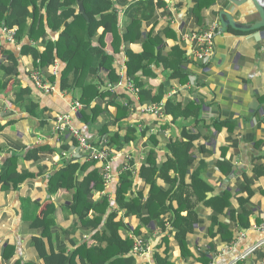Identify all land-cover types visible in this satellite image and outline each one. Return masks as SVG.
<instances>
[{"label":"crops","instance_id":"0c3cea01","mask_svg":"<svg viewBox=\"0 0 264 264\" xmlns=\"http://www.w3.org/2000/svg\"><path fill=\"white\" fill-rule=\"evenodd\" d=\"M156 1L112 0V9L120 35L129 18L141 21L143 37L128 46L130 52L141 54L144 38L151 34L159 39L155 54L170 56L167 72L153 62L149 74L136 73L146 86L164 93L158 114L145 111L149 105H141L130 90L133 80L127 75L126 47L121 45L115 51L110 34L104 40L105 50L113 58L118 80L111 84L104 69L88 75L94 83L99 79L98 88L108 94L92 102V107L99 104L106 110L94 120L89 112L86 116L81 109H73L79 102L78 88L61 90L67 64L56 50L54 64L39 71L43 88L32 78L37 71L32 56L22 51L29 45L42 52L43 44L56 42L67 14H47L45 7H38L43 34L35 41L28 38L34 23L30 16L21 44L9 42L0 27V264H46L41 251L47 256L64 255L66 264H85L81 259L85 254L78 248L97 244L98 229L81 227L79 216L68 208L73 191H53L55 187L50 185L51 176L68 163L78 164L75 182L94 168L100 173V164L94 163L79 175L81 166L91 161L83 159L70 134L55 132L57 115L68 116L71 126L92 145L101 141L103 128L109 135H121V143L110 148L111 178L93 199L106 195L111 202L100 228H105L109 213L116 212L115 221L121 220L119 236L147 247L144 254L135 255L132 245L135 264H157V259L166 255L171 264H264V245L256 247L264 240V27L243 31L227 27L224 32L219 28L213 40V57L204 65L196 64L188 59L196 48L190 37L213 22L219 24L221 12L247 28L259 19L252 3L236 6L230 0H160L162 5L157 6ZM74 10L77 13L78 7ZM29 11L34 8L29 7ZM67 19L71 21L72 16ZM102 32L103 26L92 38V46H99ZM7 53L15 61L7 60ZM2 68L10 70L6 73ZM111 100L128 111L116 124V109L105 105ZM128 128L136 134L133 140L125 141ZM143 130L145 134H141ZM183 131L195 138L191 146H187ZM150 151L156 154L158 168L171 161L177 170L155 175L160 189L171 190L166 178L176 179V187L181 180L190 186L192 179H198L207 188L204 200L188 190L166 202L181 210L179 232L173 226L167 229L168 221L161 230L154 220L145 223L146 215L124 216L116 202L119 178L126 167L132 171L133 183L127 195L140 193L146 201L150 184L145 182V163ZM25 173L28 176L18 184L9 181L13 174ZM168 218L167 213L163 219ZM220 227L228 228L234 240L228 241V234L221 233ZM106 234L111 233L106 230ZM105 245L103 241L101 246Z\"/></svg>","mask_w":264,"mask_h":264},{"label":"trees","instance_id":"16d2710c","mask_svg":"<svg viewBox=\"0 0 264 264\" xmlns=\"http://www.w3.org/2000/svg\"><path fill=\"white\" fill-rule=\"evenodd\" d=\"M0 0V27L5 28L15 33L16 44H21L27 33V19L30 16L34 17V23L29 29L28 38L30 40H37L42 33V20H37L38 7L46 8L47 14L57 13L60 15L72 16V20H68L65 17L61 22L64 23L63 30L59 34L56 42H47L45 49L39 52L37 48L24 45L22 47L23 54L31 55L35 64V69L39 72L50 65L54 64L55 58L53 51L56 50L58 57H63L64 62L67 64L61 78V90L72 91L76 88L80 91L79 103L82 105V112L87 115V112L91 114L92 119H96L98 115L106 113L105 109H102L99 104L92 107V102L97 98H104L106 91H100L98 83H94L88 79V75L97 74L101 69L107 71L108 81L112 84L115 83L118 78L115 75V71L112 68L113 58L105 50L104 40L106 35H111L110 44L113 45L114 50L117 51L121 45L126 47L127 55V75L133 80V86L136 90L137 98L141 105H158L161 104L164 93L162 91H156L154 87L148 84L146 86L142 81L136 77V73L141 71L142 74H149L148 68L153 62L157 65H161L163 72L170 70V56L164 57L160 53L155 54V49L158 47L159 39L153 36L147 35L144 38L141 54H133L128 49V46L134 42L140 41L143 37L141 32L140 19L131 17L127 22L125 32L120 35L117 25V14L112 9V0H78L83 2L86 17L80 13H75L76 0ZM198 2V0H196ZM38 2L41 5L38 6ZM157 6L162 5V1H156ZM33 7L34 11L30 12L29 7ZM198 6L197 9H199ZM64 9V11H61ZM102 17V18H101ZM99 18V19H97ZM103 26V32L99 36V46H92V38L97 32L98 28ZM40 31V32H39ZM7 60L15 61L10 53L6 54ZM180 65V64H179ZM6 73L10 69L2 68ZM177 73L179 72L177 68ZM40 73V72H39ZM175 73L172 75L174 76ZM72 77H74L72 79ZM172 78V77H171ZM101 81V80H100ZM102 82V81H101ZM170 104V102H169ZM168 104V105H169ZM106 105L114 106L117 114L114 117L115 124L125 118L128 114L126 107L118 106L112 100ZM102 137L100 140H108L107 148L110 149L113 145H119L121 143V135L118 133L109 135L107 129L103 128ZM136 130L128 128L126 131L125 141L133 140L135 138ZM145 134V130L141 132ZM183 138L187 142V146H191L194 137L186 135L182 132ZM99 140V141H100ZM93 144V143H92ZM99 144V143H98ZM96 144V145H98ZM95 145V144H94ZM189 161V160H188ZM95 162L85 163L79 170V175H83L87 168ZM77 163H68L62 167L56 174L51 176L50 185L55 187L53 191L60 188H66L73 191V201L68 206L71 213L79 216L81 227H92L98 229L95 239L97 244L86 248V244L78 248L79 252H83L85 255H81V259L85 264H135L133 256L130 254V250L133 245V240L129 238L122 239L119 236L118 228L121 226V220L115 221L117 217L116 212H110L105 220L104 227L100 228L107 210L110 209V200L106 195L100 196L98 200L93 199L95 192H103L105 188V182L102 179L101 173L97 168L92 169L90 172L83 176V180L75 182L74 176L77 170ZM145 167L148 169V174L145 178V182L150 184L149 196L146 201L143 200L142 195L139 193L137 196H129L128 191L132 188V171H124L119 178V188L116 194V202L120 209L124 211V216L134 215L137 218H143L144 215L148 217L145 223L150 220L157 222L158 227L163 230L167 221L173 226L177 232L180 231L181 210L173 209L172 206H167L166 202H171L176 199V195H181L189 190L190 195L196 196L199 200H204L206 187L199 183L198 179H192L190 186L185 185L181 180L176 187V179H164L170 183L171 190L176 188L174 193L170 191H164L157 186L155 175L161 173L160 176H164L173 170L176 172L175 166L171 161L168 164L158 168L156 164V154L150 151L145 163ZM28 174H13L9 181L12 185H16L19 181ZM199 187H203L202 190ZM89 198V200H88ZM169 214L168 219H163L165 214ZM106 230L111 234L107 235ZM174 230V231H175ZM221 233L228 234V241L234 239L229 234L228 228L220 227ZM138 234V229L136 230ZM106 241L104 247L101 243ZM184 253V245L180 246ZM41 256L45 258L46 264H66L67 258L64 255H51L47 256L44 252H40ZM157 264H171L169 258L166 255L163 259H157Z\"/></svg>","mask_w":264,"mask_h":264},{"label":"built area","instance_id":"2783aa9c","mask_svg":"<svg viewBox=\"0 0 264 264\" xmlns=\"http://www.w3.org/2000/svg\"><path fill=\"white\" fill-rule=\"evenodd\" d=\"M219 24L217 22H213L208 25L205 29L201 30L200 33L194 34L190 37V40L196 42V48L192 51L189 56V60L196 64H206L210 61V59L214 55V37L219 32ZM2 32L5 38L9 42H15V33L14 31L7 30L2 28ZM32 78L37 87L43 88L44 84L39 76V72L33 71ZM129 88L132 92L136 90L133 86V83L129 85ZM73 109H81L82 105L79 102H75L73 105ZM161 108V104L158 105H149L146 107L145 111L150 113H159V109ZM54 126L56 133L66 132L72 136L77 141L78 149L82 152L83 159L93 161L97 164H100V173L103 181L106 183L110 180V162L112 156V149L107 148V140L103 139L99 142L98 145H92L85 140L82 135L78 132V130L74 129L71 126V121L68 116L65 115H57L54 118ZM73 153L71 156H73ZM128 170V167L125 168ZM167 229H172L171 225L167 224ZM264 245V240L257 243V246ZM147 251V247L141 242L136 241L133 244L132 253L135 255H142ZM245 255H242L241 258H244Z\"/></svg>","mask_w":264,"mask_h":264},{"label":"water","instance_id":"95a60500","mask_svg":"<svg viewBox=\"0 0 264 264\" xmlns=\"http://www.w3.org/2000/svg\"><path fill=\"white\" fill-rule=\"evenodd\" d=\"M250 1L258 14L259 19L257 21H254L250 26L247 28L241 27L239 24L234 21V19L225 12H221L219 16V27L220 31L224 32L227 27H231L236 30H257L259 28L264 27V0H230V2L236 6H240L244 4L245 2ZM78 12L82 14L84 17H86L83 2L82 1H76Z\"/></svg>","mask_w":264,"mask_h":264}]
</instances>
